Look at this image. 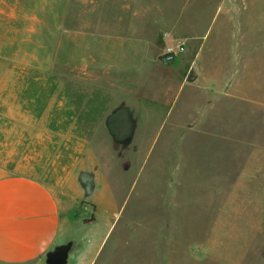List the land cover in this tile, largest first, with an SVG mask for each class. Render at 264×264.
Listing matches in <instances>:
<instances>
[{
	"label": "rangeland",
	"instance_id": "rangeland-1",
	"mask_svg": "<svg viewBox=\"0 0 264 264\" xmlns=\"http://www.w3.org/2000/svg\"><path fill=\"white\" fill-rule=\"evenodd\" d=\"M177 15L222 64L195 74L209 85L172 130L177 86L152 107L124 78L142 23L151 36ZM161 30L147 56L166 63L163 46L184 40ZM7 174L74 207L66 264H264V0H0Z\"/></svg>",
	"mask_w": 264,
	"mask_h": 264
},
{
	"label": "crops",
	"instance_id": "crops-1",
	"mask_svg": "<svg viewBox=\"0 0 264 264\" xmlns=\"http://www.w3.org/2000/svg\"><path fill=\"white\" fill-rule=\"evenodd\" d=\"M163 22H154L156 24L151 36L147 32L148 27L151 26L149 21L142 23V27L137 32L140 33L139 40L142 43L143 52L130 59L132 63L134 62L133 65L137 66V73L134 71L136 75L134 80L124 78V82L131 86L128 95L125 96H132L136 99L144 96L152 99L151 106L155 107L174 84L177 86L174 96L178 98L180 94H183L177 106V98L172 99L167 105L166 120L171 121L172 130L174 127L177 130L180 115L184 118L192 111L188 110L193 105L192 103L190 105L192 98L189 97V90L196 87L203 90L204 84L209 85V80L203 79L204 77L197 84L195 74H200L201 67H215L221 65L222 62L214 51L211 52V56L201 54L204 42L200 31L194 30L193 19L177 15L174 19L168 20V23L162 24ZM160 30L164 31L167 36L179 35L184 40V52L166 63L157 60L154 51L150 52L149 57L147 56L149 47L147 42L149 38L152 39L155 31ZM211 49H213L212 46ZM140 84L142 85L141 91L134 94L135 87ZM151 91L153 98H149ZM180 120L184 123L187 117ZM60 194L63 193L60 192ZM73 208L71 205L68 206L65 200L59 199L39 179L21 174L0 176V262L23 264L41 260L46 251L66 242L68 238L61 235L62 228L71 219Z\"/></svg>",
	"mask_w": 264,
	"mask_h": 264
},
{
	"label": "water",
	"instance_id": "water-1",
	"mask_svg": "<svg viewBox=\"0 0 264 264\" xmlns=\"http://www.w3.org/2000/svg\"><path fill=\"white\" fill-rule=\"evenodd\" d=\"M70 247L71 242L66 241L46 251L43 257L44 264H66Z\"/></svg>",
	"mask_w": 264,
	"mask_h": 264
},
{
	"label": "built area",
	"instance_id": "built-area-1",
	"mask_svg": "<svg viewBox=\"0 0 264 264\" xmlns=\"http://www.w3.org/2000/svg\"><path fill=\"white\" fill-rule=\"evenodd\" d=\"M184 45L180 40H173L165 44L160 53V58L162 61H169L176 57L179 53L183 52Z\"/></svg>",
	"mask_w": 264,
	"mask_h": 264
},
{
	"label": "trees",
	"instance_id": "trees-1",
	"mask_svg": "<svg viewBox=\"0 0 264 264\" xmlns=\"http://www.w3.org/2000/svg\"><path fill=\"white\" fill-rule=\"evenodd\" d=\"M0 264H3L2 262H0Z\"/></svg>",
	"mask_w": 264,
	"mask_h": 264
}]
</instances>
